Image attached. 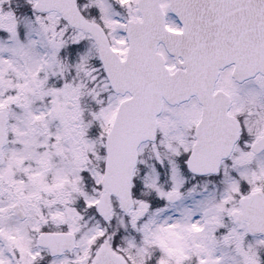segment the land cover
<instances>
[{"label": "snow or ice", "instance_id": "6c2138e0", "mask_svg": "<svg viewBox=\"0 0 264 264\" xmlns=\"http://www.w3.org/2000/svg\"><path fill=\"white\" fill-rule=\"evenodd\" d=\"M0 264H264V0H0Z\"/></svg>", "mask_w": 264, "mask_h": 264}]
</instances>
